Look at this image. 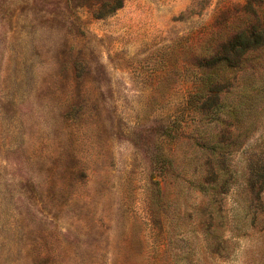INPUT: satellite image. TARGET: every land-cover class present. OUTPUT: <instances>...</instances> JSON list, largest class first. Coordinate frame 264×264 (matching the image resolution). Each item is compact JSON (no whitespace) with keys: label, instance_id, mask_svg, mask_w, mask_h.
<instances>
[{"label":"rangeland","instance_id":"1","mask_svg":"<svg viewBox=\"0 0 264 264\" xmlns=\"http://www.w3.org/2000/svg\"><path fill=\"white\" fill-rule=\"evenodd\" d=\"M0 264H264V0H0Z\"/></svg>","mask_w":264,"mask_h":264}]
</instances>
